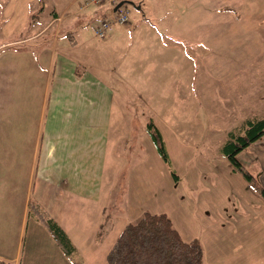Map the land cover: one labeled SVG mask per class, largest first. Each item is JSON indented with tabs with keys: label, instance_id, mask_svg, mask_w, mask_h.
Instances as JSON below:
<instances>
[{
	"label": "crops",
	"instance_id": "1",
	"mask_svg": "<svg viewBox=\"0 0 264 264\" xmlns=\"http://www.w3.org/2000/svg\"><path fill=\"white\" fill-rule=\"evenodd\" d=\"M152 1L136 5L142 15L113 26L98 47L94 28L109 16L108 7L88 0H0V259L94 264L97 257L105 260L125 227L123 215L106 214L113 182L127 166L113 150L125 126L114 88H129L120 63L132 46H140L143 25L157 36L158 47L167 46L158 10L152 17L145 11ZM135 2L120 0L124 8ZM236 157L264 189V135ZM248 191L242 208L249 218H218L208 251L202 247L203 264H264V198ZM31 204L66 236L71 256ZM82 218H94L87 235Z\"/></svg>",
	"mask_w": 264,
	"mask_h": 264
},
{
	"label": "rangeland",
	"instance_id": "2",
	"mask_svg": "<svg viewBox=\"0 0 264 264\" xmlns=\"http://www.w3.org/2000/svg\"><path fill=\"white\" fill-rule=\"evenodd\" d=\"M141 1L125 4L128 23L142 15L135 9ZM146 6L148 16L158 10L167 46L158 47L157 36L143 25L140 46L120 63L129 88H114L125 126L113 150L127 166L113 182L106 214L123 215L125 225L145 212L164 214L184 241L197 240L208 251L218 218L250 216L242 208L250 186L220 150L229 133L241 134L246 120L264 118V0H153ZM112 58L108 63L118 67ZM149 120L161 133L170 168L146 133ZM82 221L87 235L94 218ZM99 258L94 264H105Z\"/></svg>",
	"mask_w": 264,
	"mask_h": 264
},
{
	"label": "trees",
	"instance_id": "3",
	"mask_svg": "<svg viewBox=\"0 0 264 264\" xmlns=\"http://www.w3.org/2000/svg\"><path fill=\"white\" fill-rule=\"evenodd\" d=\"M155 151L163 163L170 168L165 145L152 120L145 126ZM264 135V118L246 120L241 134H228V139L220 152L229 162L234 172L264 198V189L256 179L236 160V156ZM171 175L176 179L175 174ZM30 210L37 215L50 235L66 256H71V244L62 231L34 204ZM106 264H203V250L197 240L184 241L164 214L145 212L136 223L125 225L105 257ZM0 264H10L0 259Z\"/></svg>",
	"mask_w": 264,
	"mask_h": 264
},
{
	"label": "built area",
	"instance_id": "4",
	"mask_svg": "<svg viewBox=\"0 0 264 264\" xmlns=\"http://www.w3.org/2000/svg\"><path fill=\"white\" fill-rule=\"evenodd\" d=\"M88 3L95 7H108L109 16L101 19L94 28V36L98 39H105L108 32L114 25L125 26L128 23L127 9L122 6L115 9L120 0H88Z\"/></svg>",
	"mask_w": 264,
	"mask_h": 264
},
{
	"label": "water",
	"instance_id": "5",
	"mask_svg": "<svg viewBox=\"0 0 264 264\" xmlns=\"http://www.w3.org/2000/svg\"><path fill=\"white\" fill-rule=\"evenodd\" d=\"M122 5V3L118 4L115 9L119 8Z\"/></svg>",
	"mask_w": 264,
	"mask_h": 264
}]
</instances>
